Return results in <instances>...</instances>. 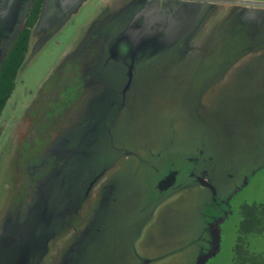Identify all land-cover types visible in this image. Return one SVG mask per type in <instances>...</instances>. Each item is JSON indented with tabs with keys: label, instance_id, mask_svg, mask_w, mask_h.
<instances>
[{
	"label": "rangeland",
	"instance_id": "obj_1",
	"mask_svg": "<svg viewBox=\"0 0 264 264\" xmlns=\"http://www.w3.org/2000/svg\"><path fill=\"white\" fill-rule=\"evenodd\" d=\"M164 8L42 1L0 116V264H197L215 196L203 264H264V5L191 2L171 27ZM175 160L211 187L156 190Z\"/></svg>",
	"mask_w": 264,
	"mask_h": 264
},
{
	"label": "flooded vegetation",
	"instance_id": "obj_2",
	"mask_svg": "<svg viewBox=\"0 0 264 264\" xmlns=\"http://www.w3.org/2000/svg\"><path fill=\"white\" fill-rule=\"evenodd\" d=\"M159 1H161L162 9L165 7L164 8V10H165L164 14L166 15V18H170L169 27H171L173 25V21L176 20V19H174V17L179 16L182 9L184 7L186 8L188 6V4H190L191 2L204 3V4L208 2V0H159ZM13 2H14V0H0V42H1L2 36H4L5 27L7 26L9 19L11 17V14H12L11 11L13 9ZM144 33L145 32H143V33L140 32V33H135V34L132 33L131 34V39L134 40V42L136 43V46L138 45V48L141 46V43H146L149 40V38H146V36H144ZM14 39H15V37H14ZM13 41L11 43V46L13 44ZM11 46H10V48H11ZM9 49H8V51H9ZM8 51H7V53H8ZM7 53H6V55H7ZM6 55H5V57H6ZM5 57L2 59L0 66H1L2 62L4 61ZM191 163H192V165H194V163L192 161L188 162V160L187 161L186 160L172 161V167L171 168L169 166L166 167V173L162 177H160L161 179H159V184L157 185L156 190H159V189L166 187L168 185H170V188H171L172 182H175V185H179L178 182L183 183V181H188L189 179H193V178H195V180L200 182L201 184L210 186L209 183H207L202 177H200L198 174L195 173V171L193 170L195 168V166H192ZM157 188H159V189H157ZM170 188L168 190H166L165 192H161V193H158L156 190L155 191L153 190V191L158 193V195L161 196V195H164L165 193H167L170 190ZM213 200H214V206L216 207L217 210L215 211L214 208H211L209 210L207 209L203 213V218H204V223H205L206 229L210 233V235H209L210 240H211L210 241V247L206 252H203L200 254V260L197 262V264H203V262L211 254L215 253V249L217 247L216 243L218 242V236H219V223L222 221V219L224 218V216L226 214V201L220 200L216 196L214 197ZM245 219L246 218L243 216L242 222H241V225L243 227L245 226V224H244ZM246 227L247 228L249 227V229H254L257 227V225L254 224V218L251 220V224L246 226ZM69 246H70V244H69ZM68 247H65V248L67 249ZM232 264H234V262Z\"/></svg>",
	"mask_w": 264,
	"mask_h": 264
},
{
	"label": "trees",
	"instance_id": "obj_3",
	"mask_svg": "<svg viewBox=\"0 0 264 264\" xmlns=\"http://www.w3.org/2000/svg\"><path fill=\"white\" fill-rule=\"evenodd\" d=\"M42 1L43 0H35L32 4L24 25L16 34L13 44L0 66V116L7 100L14 90L15 76L24 59L31 28L39 16ZM247 218L244 221L245 226H248L246 225L248 222Z\"/></svg>",
	"mask_w": 264,
	"mask_h": 264
},
{
	"label": "water",
	"instance_id": "obj_4",
	"mask_svg": "<svg viewBox=\"0 0 264 264\" xmlns=\"http://www.w3.org/2000/svg\"><path fill=\"white\" fill-rule=\"evenodd\" d=\"M208 1L244 3V4H248L250 6H252V5H264V2L251 1V0H208Z\"/></svg>",
	"mask_w": 264,
	"mask_h": 264
}]
</instances>
